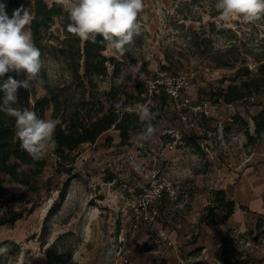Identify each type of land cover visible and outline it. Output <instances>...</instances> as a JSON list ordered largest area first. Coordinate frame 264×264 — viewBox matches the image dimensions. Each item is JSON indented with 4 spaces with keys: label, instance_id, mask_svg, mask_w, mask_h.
Masks as SVG:
<instances>
[{
    "label": "rangeland",
    "instance_id": "obj_1",
    "mask_svg": "<svg viewBox=\"0 0 264 264\" xmlns=\"http://www.w3.org/2000/svg\"><path fill=\"white\" fill-rule=\"evenodd\" d=\"M143 2V10L138 14L140 34L125 46L123 53L108 46L102 52L106 58H112L113 66L107 63V76L95 79L92 95L84 93L78 82H71L61 60L47 56L42 60V68L51 82L71 86L67 98L69 105L93 112L97 102H101L104 111L111 106L119 114H137L139 107L145 105L153 114L151 123L157 129L154 137L147 141L140 139L146 122L137 115L138 125L129 132L126 145H120L118 131L110 129L93 144L78 147L71 154L73 163L70 166L59 164L49 147L41 175L31 182L37 191H29L2 175L0 216L8 210L22 211L23 215L11 225L0 226V241H10L18 249L14 252L16 247H11L2 256L0 264H47L48 255L52 264H113L112 244L120 234H128L132 204L145 185L133 172L134 161L129 156L135 153L139 143L146 144L148 151L155 150L163 142L161 130L176 123L172 103L166 100L160 107L163 97L148 101L145 81L185 75L191 78L188 97L192 103L211 100L210 93L225 87L237 68L252 66L253 70L256 61L264 59V16L254 22H245L241 18L224 21L214 7L216 0ZM56 29L57 22L49 32L55 36ZM228 49L229 58H236V62L229 65V61L228 67H218L216 61ZM19 78L25 77L19 75ZM44 94L42 87L36 84L27 91L29 103ZM260 109L264 111V93L253 104H237L233 114L242 118L245 124L238 119L227 121L229 113L226 110L217 112V115L223 114L220 132L224 142L219 153L232 158L238 154L237 141L230 143L227 137L250 132L252 114ZM50 116L49 109L45 111L44 119H50ZM215 124L197 120V129L188 134L200 136L202 129H212ZM107 137L111 139L109 144ZM188 144L186 139L179 146L182 150L175 153L177 158L173 161L167 159V153L161 169L167 179L178 181L181 190L193 191V188L199 192L203 186L206 189L211 171L204 158L195 155V149H184ZM250 145L246 139L244 147ZM66 180L69 183L60 200L58 190ZM53 203L57 204L56 210L45 221ZM42 233H45L44 245H40Z\"/></svg>",
    "mask_w": 264,
    "mask_h": 264
},
{
    "label": "trees",
    "instance_id": "obj_2",
    "mask_svg": "<svg viewBox=\"0 0 264 264\" xmlns=\"http://www.w3.org/2000/svg\"><path fill=\"white\" fill-rule=\"evenodd\" d=\"M0 4L6 5V11L10 17L13 10L23 5L33 16L30 29L34 43L41 52V59L44 60L47 56H50L56 61L61 60L68 71L71 82H78L84 93L92 95L95 79L107 76V63L113 66L112 58H106L102 54L107 47L106 44L99 42L102 37L98 36V42L92 43L91 41H83L69 33L67 31V24L70 22L68 14L61 6L56 4L55 0H51L50 3L46 0H0ZM55 22H57V29L56 35L53 36L49 30ZM229 54L230 49L223 51L216 61L218 67H228L229 61H231L229 65L236 62V58L231 60ZM256 62L257 66L253 70L248 69L246 66L237 68L235 76L229 79L230 82L225 87H219L210 93L211 99H220L224 103L238 104L245 103L244 98L254 95L256 101L258 96L264 93V59ZM8 76L18 80L21 79L13 72L6 74L4 78H0V83L3 82L2 79H7ZM38 79L42 80L43 83H35L34 86L36 84L41 86L45 94L38 98L34 97L30 104L27 90L20 88L18 89V101L12 106L35 111L41 119H44L45 111L51 110L50 119L56 122V129L53 137L55 144L50 147L59 164L66 163L70 166L73 163L71 154L78 147L83 144H93L99 136L110 129L118 131L120 145L128 143L129 132L133 131L138 125L137 114H128L127 112L119 114L111 106L104 111L101 102H97L96 109L93 112L83 107L69 105L67 98L71 93V86H61L51 82L43 68ZM3 95L4 93L0 91V104H2ZM89 98L91 99L92 96H89ZM165 101L162 98L160 107L165 104ZM236 119L244 124L246 123L237 116L233 118L232 122ZM251 120L253 132L252 134L245 132V136L249 144L253 145L264 134V111L262 109L258 110L251 117ZM106 142L109 144L111 139L107 137ZM189 143L195 147L194 142L190 140ZM46 162V157L39 161H33L28 153L20 147V142L15 135V119L0 111V183H2L1 176L5 175L15 184L24 186L29 191H37L38 188L33 186L31 182L41 175ZM18 169H22V171H18ZM68 171H70V167ZM68 183L69 181L66 180L58 190L60 200L64 196ZM56 207L57 204L55 203L49 207L45 221L56 210ZM215 208L224 210L222 219L225 220L232 214L234 204L232 201L225 199L223 191H212V205L206 208L204 216H200L199 221L208 218ZM22 215V211L8 210L0 216V226L11 225L21 219ZM43 227L45 226L43 225ZM261 227V222L257 221L256 228L260 229ZM44 234L42 233L40 245L45 244ZM5 245L10 251V248L15 244L7 240L0 242V247ZM17 250L16 247L14 252H17ZM3 255H0V263ZM47 264H52L49 255L47 256Z\"/></svg>",
    "mask_w": 264,
    "mask_h": 264
},
{
    "label": "crops",
    "instance_id": "obj_3",
    "mask_svg": "<svg viewBox=\"0 0 264 264\" xmlns=\"http://www.w3.org/2000/svg\"><path fill=\"white\" fill-rule=\"evenodd\" d=\"M236 106L231 111L226 110L232 120L236 117L233 114ZM222 117L223 114L215 113L213 118ZM213 120L203 122L214 123ZM226 120L230 121L229 117ZM250 127V131L253 130L251 120ZM236 136L240 149L235 157L218 152L216 176L219 180L214 189L223 191L225 199L233 202L232 214L224 220V210L215 208L208 218L199 221L206 208L212 205V191L204 186L199 192L191 189L193 191L189 193V201L182 209L170 211L169 202L163 199L157 204L163 218L162 225H141L133 234L131 264H179L180 259H189V264H259L264 260V252L261 250L264 247V134L247 148L244 147L245 134ZM189 144L184 149H195V155L202 157L198 149ZM222 149L223 146L219 151ZM181 150L179 147L177 153H168L167 159L175 160ZM245 154H251L247 162L243 160ZM173 165L176 167L177 163ZM213 176L211 172L205 184L211 183ZM257 221L262 224L260 229L256 228ZM231 230L241 232L251 245L242 250L239 257L233 260L225 257L221 260L217 245ZM163 236L167 239H163Z\"/></svg>",
    "mask_w": 264,
    "mask_h": 264
},
{
    "label": "clouds",
    "instance_id": "obj_4",
    "mask_svg": "<svg viewBox=\"0 0 264 264\" xmlns=\"http://www.w3.org/2000/svg\"><path fill=\"white\" fill-rule=\"evenodd\" d=\"M68 14L67 31L83 41L106 44L119 53L133 42L141 32L138 14L143 10V0H55ZM215 9L220 18L229 21L241 18L254 22L264 16V0H216ZM33 16L23 5L13 10L11 17L6 5L0 4V78L8 73L23 75L24 79L8 76L2 79L0 91L4 93L0 111L15 119V135L20 147L33 161L44 158L48 148L54 146L56 122L41 119L28 108L13 107L18 101V89L30 91L35 83L42 84L39 75L43 67L41 52L36 47L30 29ZM137 115L146 122L139 134L147 141L154 137L157 129L151 123L153 114L148 107H140ZM22 171V169H18ZM8 247H0V255Z\"/></svg>",
    "mask_w": 264,
    "mask_h": 264
},
{
    "label": "built area",
    "instance_id": "obj_5",
    "mask_svg": "<svg viewBox=\"0 0 264 264\" xmlns=\"http://www.w3.org/2000/svg\"><path fill=\"white\" fill-rule=\"evenodd\" d=\"M251 70L252 66H248ZM145 91L148 101L160 97L173 104L176 110V123L167 126L161 130L160 136L162 143L154 150L148 151L146 144L139 143L135 148V153L129 156L133 160L132 170L141 179L145 185L141 187L140 194L132 204L129 221V231L126 235H119L116 242L112 244L111 255L113 264H131V255L133 253V234L141 225H162L163 218L160 214L157 204L163 199L169 202L170 211L184 208L189 201L188 190H181L178 182L167 179L161 169V163L165 160L167 153H174L178 150L186 139L194 142L195 147L202 154L208 167L214 174L211 183L205 184L208 191H214L218 185L217 153L219 147L224 142L222 135V118H213L219 110L231 111L234 109V103H224L220 99L200 100L192 103L188 97L191 87V78L185 75H177L171 78H150L145 81ZM254 95L243 99L245 103L251 104L255 101ZM140 107H145L142 105ZM139 107V108H140ZM229 116V120L232 121ZM214 119V120H213ZM215 121L212 129H202L200 136H191L190 133L197 129L196 121ZM214 129V130H213ZM188 132H190L188 134ZM253 130L250 131L252 134ZM228 140L236 141L237 136L231 135ZM251 154H245L244 162H247ZM163 239H167L165 236ZM168 245L171 243L168 242ZM251 245V242L241 232L231 230L223 240L218 243V250L221 260L225 257L235 259L241 255V251ZM264 252V247H262ZM190 260L180 259L179 264H189ZM259 264H264L262 260Z\"/></svg>",
    "mask_w": 264,
    "mask_h": 264
}]
</instances>
